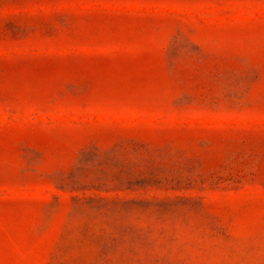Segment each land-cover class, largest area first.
<instances>
[{"label": "rangeland", "instance_id": "374dc122", "mask_svg": "<svg viewBox=\"0 0 264 264\" xmlns=\"http://www.w3.org/2000/svg\"><path fill=\"white\" fill-rule=\"evenodd\" d=\"M0 264H264V0H0Z\"/></svg>", "mask_w": 264, "mask_h": 264}]
</instances>
